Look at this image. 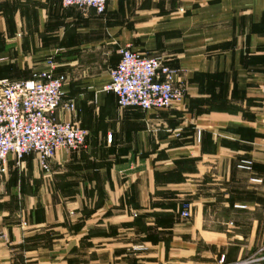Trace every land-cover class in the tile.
I'll list each match as a JSON object with an SVG mask.
<instances>
[{
  "label": "crops",
  "instance_id": "crops-1",
  "mask_svg": "<svg viewBox=\"0 0 264 264\" xmlns=\"http://www.w3.org/2000/svg\"><path fill=\"white\" fill-rule=\"evenodd\" d=\"M127 45L177 69L184 99L120 107L103 88ZM50 57L74 103L56 117L88 136L50 174L9 156L0 264H264V0H0V79Z\"/></svg>",
  "mask_w": 264,
  "mask_h": 264
},
{
  "label": "built area",
  "instance_id": "built-area-1",
  "mask_svg": "<svg viewBox=\"0 0 264 264\" xmlns=\"http://www.w3.org/2000/svg\"><path fill=\"white\" fill-rule=\"evenodd\" d=\"M108 1L62 0V5L104 14ZM119 54L120 61L103 89L116 94L120 107L162 109L184 99L185 90L174 82L177 69L158 57L136 52L129 45L120 48ZM46 63V69L29 79H0V178L7 173L9 156L20 164L25 156L35 154L41 171L50 173L58 151L78 150L86 143V128L57 119V110L64 104L67 78L56 74L54 57ZM63 106L74 110L72 102ZM201 135L198 131V140ZM187 208L181 214L184 218L190 216Z\"/></svg>",
  "mask_w": 264,
  "mask_h": 264
},
{
  "label": "rangeland",
  "instance_id": "rangeland-1",
  "mask_svg": "<svg viewBox=\"0 0 264 264\" xmlns=\"http://www.w3.org/2000/svg\"><path fill=\"white\" fill-rule=\"evenodd\" d=\"M40 168V167H39ZM51 173V172H50ZM50 173H44V174H50ZM251 261V260H250Z\"/></svg>",
  "mask_w": 264,
  "mask_h": 264
}]
</instances>
